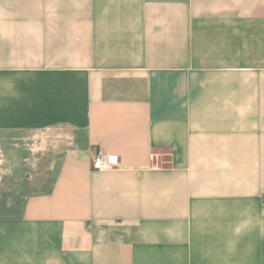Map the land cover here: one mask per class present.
<instances>
[{
  "label": "crops",
  "instance_id": "crops-1",
  "mask_svg": "<svg viewBox=\"0 0 264 264\" xmlns=\"http://www.w3.org/2000/svg\"><path fill=\"white\" fill-rule=\"evenodd\" d=\"M0 264H264V0H0Z\"/></svg>",
  "mask_w": 264,
  "mask_h": 264
},
{
  "label": "built area",
  "instance_id": "built-area-1",
  "mask_svg": "<svg viewBox=\"0 0 264 264\" xmlns=\"http://www.w3.org/2000/svg\"><path fill=\"white\" fill-rule=\"evenodd\" d=\"M119 157L116 154L105 152L98 149L91 158V167L93 170H106L118 166Z\"/></svg>",
  "mask_w": 264,
  "mask_h": 264
}]
</instances>
